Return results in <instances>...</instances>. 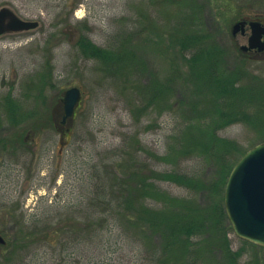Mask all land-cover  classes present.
I'll return each mask as SVG.
<instances>
[{
    "label": "trees",
    "instance_id": "obj_1",
    "mask_svg": "<svg viewBox=\"0 0 264 264\" xmlns=\"http://www.w3.org/2000/svg\"><path fill=\"white\" fill-rule=\"evenodd\" d=\"M148 3L145 7L139 1L132 13L115 21L108 46H97L79 35L74 46L85 61H93L110 77L117 98L136 125L152 114L173 116L163 153L145 150L138 133L125 137L120 148L94 167L96 182L88 201L72 213L78 216L62 218L56 225L41 216L15 220L10 216L14 241L0 231V251L11 246L13 252L30 238L48 241L53 236L52 240L61 241L65 237L68 243L107 230L134 242L153 264H258L241 263L244 252L232 251L226 239L230 227L223 225L224 187L244 151L218 133L238 123L255 132L258 143L264 141V79L246 72L243 57L230 63L227 50L202 24L205 4L195 0ZM145 34L161 38V52L172 56L171 71L159 79L143 59ZM48 75L36 72L27 89L42 87ZM25 99L28 95L3 98L1 106L11 121H0V129L21 122L18 113ZM150 159L160 162L163 170L152 169ZM190 161L195 164L181 167ZM159 183L173 184L186 194L171 195ZM201 194L207 199L203 206L197 201ZM7 220L3 218L0 225Z\"/></svg>",
    "mask_w": 264,
    "mask_h": 264
},
{
    "label": "rangeland",
    "instance_id": "obj_2",
    "mask_svg": "<svg viewBox=\"0 0 264 264\" xmlns=\"http://www.w3.org/2000/svg\"><path fill=\"white\" fill-rule=\"evenodd\" d=\"M139 1L0 0V9L9 8L20 19L38 23L37 28L29 31L0 35V121H11L1 106L5 96L17 99L28 95L18 113L21 122L13 127L6 123L7 127L0 129V222L8 219L0 225V231H5L9 241H14L10 216L13 220L41 216L54 225L62 218L78 216L72 213L83 209L88 201V193L96 182L94 167L120 148L125 137L138 133L137 139L145 150L156 155L163 153L173 116L152 114L136 125L117 98L110 77L100 72L93 61H85L74 46L77 35L97 46H108L115 21L132 13ZM143 1L148 7L149 0ZM195 1L206 5L202 8V24L218 46L227 50L230 63L243 57L246 72L264 79V52L258 56L253 51L241 50L250 36L248 25L244 35L231 32L239 21L264 24V0ZM148 35L143 36V59L159 79L171 71L168 61L172 56L161 52V38ZM38 71L50 73L47 83L29 91L28 82ZM72 87L80 90V105L73 119L61 125L63 94ZM218 134L235 141L244 151L242 156L262 143H258L255 132L238 123ZM149 163L152 169L163 170L160 162L150 159ZM191 164L195 163L181 167L189 168ZM159 186L174 196L186 194L170 183ZM197 201L202 206L207 203L202 194ZM222 204L224 209V200ZM223 225L230 227L226 239L231 250L244 252L241 263L264 264V248L236 237L226 214ZM112 232L106 230L86 241L68 243L65 237L61 241L52 240L53 236L48 241L26 239L13 252L11 246L1 250L4 254L0 264H153L134 242Z\"/></svg>",
    "mask_w": 264,
    "mask_h": 264
},
{
    "label": "water",
    "instance_id": "obj_3",
    "mask_svg": "<svg viewBox=\"0 0 264 264\" xmlns=\"http://www.w3.org/2000/svg\"><path fill=\"white\" fill-rule=\"evenodd\" d=\"M248 25L250 36L241 50H264V26L257 21L235 23L232 35L245 33ZM38 27L35 21L20 19L9 8L0 9V35L16 34ZM80 101L76 87L63 94L62 123L71 120ZM69 122V121H68ZM224 210L236 237L264 248V142L248 150L230 171L224 189ZM0 243L3 240L0 238Z\"/></svg>",
    "mask_w": 264,
    "mask_h": 264
},
{
    "label": "flooded vegetation",
    "instance_id": "obj_4",
    "mask_svg": "<svg viewBox=\"0 0 264 264\" xmlns=\"http://www.w3.org/2000/svg\"><path fill=\"white\" fill-rule=\"evenodd\" d=\"M253 52H255L256 55H258V56L262 54V52H258V51H253Z\"/></svg>",
    "mask_w": 264,
    "mask_h": 264
}]
</instances>
